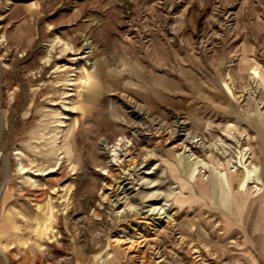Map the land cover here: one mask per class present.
<instances>
[{
  "label": "rangeland",
  "instance_id": "374dc122",
  "mask_svg": "<svg viewBox=\"0 0 264 264\" xmlns=\"http://www.w3.org/2000/svg\"><path fill=\"white\" fill-rule=\"evenodd\" d=\"M215 167L264 174V0H0V264H229Z\"/></svg>",
  "mask_w": 264,
  "mask_h": 264
},
{
  "label": "crops",
  "instance_id": "0c3cea01",
  "mask_svg": "<svg viewBox=\"0 0 264 264\" xmlns=\"http://www.w3.org/2000/svg\"><path fill=\"white\" fill-rule=\"evenodd\" d=\"M199 175V174H198ZM192 178L191 206L197 212L214 210L226 213V219L221 220L222 226L229 230L226 234L235 239L237 251L229 264H264V174L258 176L254 191L248 186L240 188L241 177L228 174L230 190L225 192L217 176L211 175L210 180ZM186 185V184H185ZM184 183L181 184L183 188ZM229 236V237H230ZM240 238V239H239ZM234 241V240H233ZM78 264H120L116 256L102 262L94 259Z\"/></svg>",
  "mask_w": 264,
  "mask_h": 264
},
{
  "label": "bare ground",
  "instance_id": "6f19581e",
  "mask_svg": "<svg viewBox=\"0 0 264 264\" xmlns=\"http://www.w3.org/2000/svg\"><path fill=\"white\" fill-rule=\"evenodd\" d=\"M84 46H86V45H88V41H87V39H84V44H83ZM66 50H68L69 51V53H71L72 52V49L70 48V47H67L66 48ZM65 50V51H66ZM64 51V50H63ZM86 52V51H85ZM89 51H87L86 53H88ZM48 59L47 60H45L44 61V63L45 64H48ZM134 107V106H133ZM135 108V107H134ZM129 110V109H128ZM136 111V110H135ZM129 112L130 113H132L134 116H136V117H139V116H141L142 118H144L146 115H147V113L145 112V110H142V108L141 109H138V112L137 113H135L133 110H129ZM137 124H140L139 122L137 123ZM178 125L179 124H181L180 125V129H179V132H178V135H175V133H176V131L175 130H177L175 127H176V124H172L171 125V127L169 128L168 126H166V125H164L163 123H161V122H159V121H154V122H152V125L154 126L153 127V131H154V133H155V135L158 137V136H161V137H163L164 139H165V142H172V143H175V145H174V147H177V148H182L185 152H189L190 154H188V156L186 157L187 159H188V161L190 162V163H193L194 165H196L197 163H198V161H195V159H196V157H194V154L192 153V150H191V148H192V146H193V144L194 143H196L197 144V141L199 140V139H197V137L194 135V136H192L189 132H188V130L185 128V124L183 123V122H179V123H177ZM137 126V125H136ZM147 126H145L142 130H143V132L141 133V132H139V133H134V136L135 137H137L138 139H139V141L141 140L142 142H144L145 141V137H146V135H147V133L145 132V131H147V128H146ZM148 127H150V126H148ZM152 127V126H151ZM137 139V140H138ZM121 141H122V139H119V141H118V143H117V145L119 146V145H121L122 143H121ZM128 141V140H127ZM140 141V142H141ZM123 142V141H122ZM128 142H131V141H128ZM107 142H105V141H102V143H101V145H102V150L103 151H105L106 149H108V145L106 144ZM134 143V142H133ZM131 145V144H130ZM134 145V144H133ZM140 145V144H139ZM195 146V145H194ZM112 147V146H111ZM101 148V147H100ZM113 148V147H112ZM132 148V147H131ZM101 150V151H102ZM111 151V153L109 154V153H107L106 152V154H109L110 156H113V155H115V154H118V151L119 150H117V148H116V145L114 146V148L113 149H111L110 150ZM109 151V152H110ZM135 151V150H134ZM127 152V151H126ZM125 152V153H126ZM129 152V151H128ZM120 153V152H119ZM109 155H108V157H109ZM123 155V154H122ZM125 155V154H124ZM152 155V154H151ZM116 157V156H115ZM115 159V158H114ZM114 159H113V161H114ZM119 159V158H118ZM133 160V159H132ZM121 161H123V160H121ZM216 168V170L217 171H222V172H224V175H225V180H226V184H227V186H228V188H229V190H230V186H229V183H228V177H227V173L225 172V171H223V170H220V169H218L217 167H215ZM134 169V166H129L128 168H126V169H124L122 172H121V175H119V177H117V179H115V182H113V183H115L116 185L119 183V179L122 177V174L123 175H130V173L129 172H131L132 170ZM120 171H121V169H120ZM201 171L200 170H197V174H199ZM257 174V173H256ZM114 181V180H113ZM118 182V183H117ZM121 186V185H120ZM120 186H119V184H118V186L116 187V189H120ZM114 190V189H113ZM108 194V193H107ZM112 194V193H111ZM152 195V194H151ZM107 197H108V195H106ZM153 196V195H152ZM110 198V197H109ZM159 212H161L160 210H159ZM159 212H148L149 213V215H154V214H157V215H162L163 214V212L162 213H159ZM123 240V239H122ZM121 241V240H120ZM124 241V240H123ZM123 243H125V241L123 242ZM127 243V242H126ZM134 243V242H133Z\"/></svg>",
  "mask_w": 264,
  "mask_h": 264
}]
</instances>
